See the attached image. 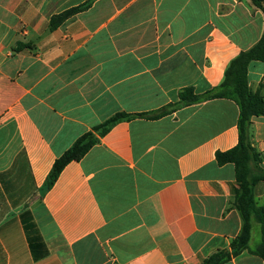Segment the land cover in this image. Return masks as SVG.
I'll list each match as a JSON object with an SVG mask.
<instances>
[{
    "label": "crops",
    "instance_id": "0c3cea01",
    "mask_svg": "<svg viewBox=\"0 0 264 264\" xmlns=\"http://www.w3.org/2000/svg\"><path fill=\"white\" fill-rule=\"evenodd\" d=\"M263 35L252 0H0V264H201L229 250L243 226L236 169L216 154L239 142L233 100L119 122L45 184L82 135L218 87ZM248 85L264 98V62ZM251 122L264 170V115ZM254 191L264 206V180Z\"/></svg>",
    "mask_w": 264,
    "mask_h": 264
},
{
    "label": "trees",
    "instance_id": "16d2710c",
    "mask_svg": "<svg viewBox=\"0 0 264 264\" xmlns=\"http://www.w3.org/2000/svg\"><path fill=\"white\" fill-rule=\"evenodd\" d=\"M253 4L264 13V0H252ZM90 2L70 9L51 20V29H55L67 18L86 10ZM264 62V35L260 42L248 51L241 52L227 67L221 84L204 94H196L193 88H185L179 94L176 104L165 107L154 114L129 115L118 113L106 122L96 126L92 131L82 135L61 157H59L48 177L45 189L48 190L58 180L65 167L83 159L87 153L99 143L100 137L107 134L113 126L122 121L134 118L158 119L177 109L212 99H230L239 106L238 120L239 142L236 147L216 154L220 166L234 164L238 188L235 190L233 206L239 211L243 226L240 234L232 241L230 249L219 250L207 257L201 264H225L233 257L245 251L257 255L264 260V206H259L255 197V186L264 180L263 154L252 143V118L264 115V98L260 91H252L248 85V68L251 62ZM260 227L261 242L251 249L253 226Z\"/></svg>",
    "mask_w": 264,
    "mask_h": 264
},
{
    "label": "rangeland",
    "instance_id": "374dc122",
    "mask_svg": "<svg viewBox=\"0 0 264 264\" xmlns=\"http://www.w3.org/2000/svg\"><path fill=\"white\" fill-rule=\"evenodd\" d=\"M254 237H255V239L258 237H260V230H258V229H255L254 230Z\"/></svg>",
    "mask_w": 264,
    "mask_h": 264
}]
</instances>
